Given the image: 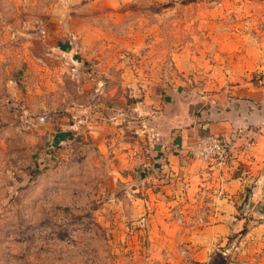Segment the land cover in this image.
Segmentation results:
<instances>
[{
    "label": "rangeland",
    "instance_id": "obj_1",
    "mask_svg": "<svg viewBox=\"0 0 264 264\" xmlns=\"http://www.w3.org/2000/svg\"><path fill=\"white\" fill-rule=\"evenodd\" d=\"M263 77L264 0H0V264H264V209L205 230L202 134L163 152Z\"/></svg>",
    "mask_w": 264,
    "mask_h": 264
},
{
    "label": "crops",
    "instance_id": "obj_2",
    "mask_svg": "<svg viewBox=\"0 0 264 264\" xmlns=\"http://www.w3.org/2000/svg\"><path fill=\"white\" fill-rule=\"evenodd\" d=\"M229 92L205 105L199 118H183L186 124L163 151L168 159H187V147L197 134L222 136L228 142L232 161L206 172L221 186L218 195L211 194L210 209L219 211L210 212L206 231L236 227L242 221L235 220L236 209H264V77L258 84H234Z\"/></svg>",
    "mask_w": 264,
    "mask_h": 264
},
{
    "label": "built area",
    "instance_id": "obj_3",
    "mask_svg": "<svg viewBox=\"0 0 264 264\" xmlns=\"http://www.w3.org/2000/svg\"><path fill=\"white\" fill-rule=\"evenodd\" d=\"M190 155L201 161L223 166L232 161V154L228 142L222 136L202 134L195 137L190 147Z\"/></svg>",
    "mask_w": 264,
    "mask_h": 264
}]
</instances>
